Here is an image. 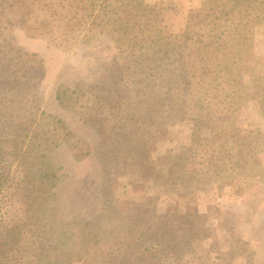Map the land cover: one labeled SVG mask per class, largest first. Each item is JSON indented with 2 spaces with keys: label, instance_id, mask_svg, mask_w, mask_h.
Wrapping results in <instances>:
<instances>
[{
  "label": "rangeland",
  "instance_id": "rangeland-1",
  "mask_svg": "<svg viewBox=\"0 0 264 264\" xmlns=\"http://www.w3.org/2000/svg\"><path fill=\"white\" fill-rule=\"evenodd\" d=\"M0 1L13 16L25 10L14 4L16 0ZM133 1L137 5L157 4L164 14L165 28L178 32L183 28L188 13L197 10L205 0ZM24 2L32 8L33 0ZM9 3L12 5L8 6ZM253 32L250 52L255 69L252 73L260 79L261 95L245 102L238 114L229 115L225 122L229 134L240 139L228 140V143H236V149L245 156L250 150L252 154L247 157L249 163L244 165L240 161L233 172L229 169L230 162L224 163L226 169L220 172L218 180H231L230 185L204 180L205 183L188 187L195 192L193 206L198 210L197 219L203 221L202 227L209 231V235L197 244L194 239L190 243V239L183 238L185 230L192 224L184 203L181 211L188 215L176 218L175 227L171 230L168 212L177 196L143 177L140 169L131 164V158H128L135 140L122 136V133L131 128V56L130 60L119 58L116 63L112 60V56H116V49L104 48L102 44L86 50L80 44L63 49L48 45L44 39H30L20 30L15 32L14 40L12 35L9 38L0 36V163L6 164L9 158L7 138L13 135L16 121L34 118L33 126L41 123L37 131L45 134L43 138L47 136L54 140L53 143L47 141L45 144L49 145H43L41 149L36 148L34 154L38 150L47 154L55 165L61 167L57 173L60 179L63 178L56 187L55 200L59 201V210L48 212L49 221H43L39 229L32 224L19 229L20 235L16 237L18 246L10 251L16 260L36 264L41 256L42 264H64L65 258L71 256L76 259L72 264H264V12L261 13V22L253 27ZM19 51L28 55L33 53L43 63L44 75L40 83V77L36 74L31 80L27 77L33 71V66L23 63ZM123 65L129 69L122 70ZM13 69L20 70L17 73L18 84L6 78ZM250 72H244L243 77L251 83ZM80 83L86 94L84 97L82 94L72 97L74 101L78 97L79 104L91 100L90 91L108 90L100 92L98 105L88 103L95 108V112L100 107L98 113L102 112V116L107 118L102 141L109 144L108 150L112 151L108 152H112L111 155L119 154L118 161L107 176V170L103 169L99 138L90 124L81 119L85 118L86 111L72 107L73 104L64 108L55 99L59 85L74 88ZM25 84L33 89L24 90ZM10 88L13 89L9 91ZM196 116L197 113L190 110L181 116L164 118V128L168 133L166 137L157 136L150 146L153 159L170 155L167 163L160 162L161 173L167 172L166 166L169 164L174 167L173 164L177 162L174 155L189 162L192 119ZM56 119L63 122L66 131L53 130ZM123 128L126 130L121 132ZM66 132L71 133L72 137L65 136ZM203 132L205 136L209 134L207 129ZM110 135L113 140L108 138ZM31 141L38 143L45 139ZM56 142L59 145H53ZM74 142L78 144L76 147H73ZM82 142L91 148L88 156L83 154L87 147H83ZM8 174V179L2 186L0 184V235L4 226L15 222L22 224L25 218L20 195L21 177L15 164ZM109 176L111 179L107 182ZM147 197H152L154 201L149 202ZM145 209L149 212L143 215ZM165 213L166 216L162 217ZM151 214L161 216L158 222L155 217L151 221L155 227L167 230L169 242L174 247L170 251L156 252L153 257H146L143 247L149 246V243L137 235L132 236L131 227L138 215L145 216L142 219H152ZM87 221L89 224L85 225ZM81 232L99 234L96 239L100 241L98 251L91 254L88 260L83 253H70L68 240ZM112 233L114 237H111Z\"/></svg>",
  "mask_w": 264,
  "mask_h": 264
},
{
  "label": "trees",
  "instance_id": "trees-1",
  "mask_svg": "<svg viewBox=\"0 0 264 264\" xmlns=\"http://www.w3.org/2000/svg\"><path fill=\"white\" fill-rule=\"evenodd\" d=\"M14 4L25 10L13 16L0 1V36L3 38L12 35L14 40L15 32L20 30L30 39H44L48 45L63 49L79 44L85 50L98 47L97 44H102L104 48L108 46V49L112 47L117 51L116 56H112L115 62L127 60L131 56V128L128 132H124V128L120 130L124 132L122 136L135 140L131 144L128 158H131V164L140 169L143 177L151 179L161 189H166L165 192L177 196L172 208L167 211L171 230L175 227V219L185 217L188 215L186 212H189L192 224L185 230L183 238L190 239V243L192 239L196 244L201 243L209 235V231L202 227L203 221L197 219L198 210L193 206L195 192L188 187L204 180L214 181L218 185H230L231 180H218L220 172L225 168L224 163L230 162L229 169L233 172L240 161L244 165L249 163L247 157L252 154L250 150L245 156L241 150L236 149V143H228V140L240 139L229 134L225 122L229 115L238 114L245 102L261 95L260 79L252 73L255 63L250 51L253 27L261 22L264 0H205L197 10L188 13L183 28L178 32L165 28L164 14L157 4L137 5L133 0H33L32 8L24 0H16ZM19 53L24 64L33 66V71L27 76L29 80L36 74L40 77V83L44 75L43 63L33 53ZM35 63L37 65L34 66ZM123 66L122 70L129 69L128 66ZM18 71L20 70L13 69L6 78L15 83L19 77ZM247 71H251V83L243 77ZM23 74L26 76L25 72ZM23 89L33 88L25 84ZM100 92L108 90L90 91L91 100L88 103L95 102L98 105ZM77 94H82V97L86 94L82 83L74 88L59 85L55 91V99L64 108L73 104L72 107L86 111L85 118L81 119L90 124L99 138L103 169L107 170V176L119 155H111L112 152H108L112 151L108 150L109 144L102 141L107 118L102 116V112L98 113L97 109L100 107L95 112V108L85 101L79 104L78 97L76 101L72 100L73 95ZM190 110L195 111L197 116L192 119L189 162L188 159L174 155L177 162L173 164L174 167L167 165V172L163 174L159 164L162 161L167 163L170 155L153 159L150 149L152 140L159 135L166 137L168 132L164 128L165 117L181 116ZM34 122V118L16 121L17 127L13 135L7 138L9 158L6 164L0 163L1 186L9 177V169L13 164L16 165L21 177L20 195L25 211L22 224L15 222L4 226L3 234L0 235V264H26L16 260L10 252L18 246L16 237L20 235L19 229L29 224L39 229L43 221H49L48 212L55 213L59 210V201L55 198L58 182L63 181L57 173L61 167L55 165L44 152L38 150L34 154L36 148L41 149L54 140L47 136L43 138L45 134L37 131L41 123L33 126ZM54 123L53 130L66 131L60 119H56ZM111 129L113 130L112 126ZM206 129L209 132L207 136L203 132ZM65 136L72 137V134L66 132ZM108 138L113 140L111 135ZM33 139L45 141L30 142ZM47 141L49 143L45 144ZM53 145L57 146L59 143ZM77 145L76 142L73 143V147ZM82 146L87 147L83 154L88 156L91 148L85 142H82ZM246 177L247 174L244 179ZM110 179L109 176L107 182ZM147 198L151 203L154 201L152 197ZM183 203L186 212L181 211ZM148 212L145 209L142 214L146 215ZM143 215L136 217L131 229L132 236L137 235L149 243V246L143 247L145 256L153 257L156 252L170 251L174 246L169 242L167 230L155 227L151 221L155 217L158 222L161 216L151 214L152 219H142L145 217ZM165 216L166 213L162 217ZM88 224L89 221L85 222V225ZM98 235L81 232L79 236L69 239L70 253H83L88 260L91 254L98 251ZM111 237H114L113 233ZM213 244L215 245L214 242ZM232 258L231 255L230 259ZM75 260L67 256L64 264H72ZM41 261L39 256L36 264H42Z\"/></svg>",
  "mask_w": 264,
  "mask_h": 264
}]
</instances>
